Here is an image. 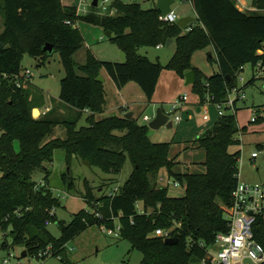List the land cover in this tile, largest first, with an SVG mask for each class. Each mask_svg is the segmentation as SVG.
Listing matches in <instances>:
<instances>
[{
  "label": "trees",
  "instance_id": "trees-1",
  "mask_svg": "<svg viewBox=\"0 0 264 264\" xmlns=\"http://www.w3.org/2000/svg\"><path fill=\"white\" fill-rule=\"evenodd\" d=\"M190 1L196 17L182 29L176 22L162 21L156 6L144 9L136 2L114 0L105 12L97 4L80 13L77 6L64 5L61 0H0L1 247L8 248L9 237L11 244L22 245L25 255L45 258L39 254L50 246L51 256H59L65 244L88 226L115 228L117 219L119 236L142 254L139 264H204L216 234L228 230L227 208L238 182L241 154L229 148L239 144L237 134L245 129L239 127L236 114L219 116L190 141L204 150L202 173L175 170L176 157L169 156L173 141H150L149 127L137 118L111 115L95 119L105 105L103 81L96 79L102 70L118 88L131 81L137 83L147 101L153 97L162 69H172L182 78L193 70L192 90L201 102L206 94L215 102H223L227 91L237 86L245 65L251 67V78L243 87L256 79L264 80V0H252L254 10L241 9L236 0ZM77 20L111 31L108 39L117 43L127 60H100L86 50L84 62L78 65L74 54L84 46V38L74 25ZM168 39L175 41L176 48L166 64L139 52L143 47L165 45ZM47 43L59 53L64 70L59 102L76 109L79 116L84 111L88 114L86 126L76 129L75 121H65L67 136L43 143L58 121L34 118L33 106L41 105L32 101L38 95L30 84L18 88L14 77L25 70L21 65L25 52L39 64L45 62L49 53L43 46ZM207 46L214 48L213 60L218 66L209 76L191 63L193 53ZM259 107L264 113V103ZM257 120L263 121L264 117ZM57 148L64 150L68 164L70 156L76 155L105 173H119L128 156L132 171L122 186L104 197L102 204L94 202L87 190L86 201L92 210H79L69 222L57 221L60 235L55 238L45 222L55 220V213L50 211L60 203L59 197L54 195L48 177L37 186L32 175L47 170L44 164ZM163 168L167 177L184 186L181 196H170L168 186H157ZM63 180L71 188L67 173ZM156 229L168 231L176 241L166 244V237L155 235ZM253 231L254 240L264 245V219L255 222Z\"/></svg>",
  "mask_w": 264,
  "mask_h": 264
},
{
  "label": "rangeland",
  "instance_id": "rangeland-1",
  "mask_svg": "<svg viewBox=\"0 0 264 264\" xmlns=\"http://www.w3.org/2000/svg\"><path fill=\"white\" fill-rule=\"evenodd\" d=\"M64 1L72 3L75 0ZM103 1L99 0V5L107 7L114 0H106L104 3ZM121 1L125 3L136 2L142 8L147 9L153 7L156 0ZM248 3L252 4V0ZM171 9L176 13L178 18L185 17L186 15L192 18L196 17L195 10L189 0H175L171 5ZM102 10L104 11V9ZM2 27V15L0 13V31ZM175 48L176 43L173 41L168 46L161 45L160 48L143 47L139 52L153 61L158 60L161 64H166L170 59L169 57L174 53ZM90 51L100 60L120 62V48L116 42L110 41L104 35V32L92 43ZM197 51H195L196 53L194 52L195 54L193 53L191 63L203 73L209 74L212 69H215V63L213 61L209 62L206 54ZM85 54L86 51L83 48L74 54V60L78 65L84 62ZM21 65L25 70L29 71V88L35 95H38L32 102L36 101L34 104L39 103L41 105L39 108L33 106L32 113L35 114L32 116L34 118H56L58 121L54 125L52 132L44 138L43 143L55 138L64 139L67 136L65 121H75L76 129L87 125L85 113L79 116L76 114V109L57 100L60 91V80L64 76L58 52L53 51L49 54L43 64H39L37 59L25 52L21 57ZM77 72L80 74V71L77 70ZM240 77H242L243 81L237 78V85L243 88L244 97L236 101L237 110L235 114L240 124L239 127H245V129L237 134V138L240 140L239 144L231 146L229 151L240 150L241 152L238 160V179L240 181L251 183L264 182V120H257L259 117H264V115L257 117L256 122L250 121L253 113H260L263 110L259 106L264 103V80L256 79L253 83L246 84L243 87V84L251 78V67L249 65L244 66V69L240 72ZM201 80L204 82V76L201 77ZM107 84L109 86L110 83ZM130 94L139 103L138 105H141V101L137 98L138 95L134 93ZM181 95H186L187 101H184L180 108L171 111L170 104L179 100ZM207 96L206 94L205 97L207 98ZM196 99L201 103L199 94L192 90V84L186 85L185 78H182L174 70L162 69L153 94V100L157 102L144 104L143 108L138 110H135L134 107V111H136L135 115H139L135 118L138 119L139 123L146 124L147 126L149 122L143 121L141 117L147 114L150 120H152L155 117L157 107H161L165 113L169 114L171 121H173L175 115L181 116L182 121L179 124L173 122L170 128L164 125L157 129L149 128L147 132L148 138L152 142L173 141L169 155L170 157H178L175 170L179 168L181 172H186L187 169L190 171L193 169L204 170V166L200 164L204 159V150L196 147V145H192L193 143L189 141H192L206 129L210 128L214 120L219 117L216 106L208 105L207 107H210L208 114L212 119L207 123L209 125L208 128L197 132L198 127L202 124V111H197L195 106L191 104ZM202 103L205 104V101ZM46 107H49L47 112ZM187 108H190V110H187ZM70 109L72 112L69 111ZM128 111H131V109ZM115 113L103 112L102 114H96L95 119L117 115ZM189 114L193 116V119H190L191 116ZM14 144L15 148L18 149V142L15 141ZM253 152L257 154L254 158L251 156ZM69 160L70 163L68 164L65 159L64 150L57 148L54 150L51 160L44 164L47 170L37 171L32 175V180L36 183L48 177L54 195L59 197L60 203L54 208L55 220L50 221L47 225L49 233L55 238L60 235L57 221L69 222L79 210H92L93 207L86 201L87 190L90 191L94 202L102 204L104 197L109 196L115 189L122 186L132 171V163L128 156L119 173H105L95 165L85 164L84 160L76 155H71ZM64 173H67L70 177V182H72L71 188H68L66 182L68 180H63ZM167 175L164 168L160 170L157 186L165 187L166 181L169 178L171 184L167 187L168 194L170 196H181L184 192V186H173L174 179L167 177ZM141 207L142 203H139L138 208L141 209ZM117 223L116 219L115 224ZM104 228H102V225L97 224L88 226L79 235L74 236L65 244L64 250L59 253V256L53 255L46 256L45 258L31 255L21 256L22 245L11 244V238L9 237L7 238L9 243L8 248L1 247L3 238H1L0 232V261L2 258L8 256V253H11L14 256L12 262L17 261L20 264H139L142 257L141 252L137 248H132L131 243L127 239L121 238L118 231L108 235L106 233L107 227L104 226Z\"/></svg>",
  "mask_w": 264,
  "mask_h": 264
},
{
  "label": "built area",
  "instance_id": "built-area-1",
  "mask_svg": "<svg viewBox=\"0 0 264 264\" xmlns=\"http://www.w3.org/2000/svg\"><path fill=\"white\" fill-rule=\"evenodd\" d=\"M106 0L103 1V3ZM191 3V1L189 0ZM240 8L243 10H254L251 2L248 0H236ZM92 0H80L77 11L80 13L87 12ZM98 6L101 8V12L106 11L107 7L100 6L98 0ZM104 9V11L102 10ZM159 18L167 23H173L177 21L178 16L171 9L167 14H160ZM190 30L187 28L186 31ZM161 46V45H158ZM6 77V74H3ZM239 80L243 81L240 74L237 77ZM15 84L18 88H26L30 84V74L28 70H24L19 76L14 77ZM243 88L238 85L229 89L226 94V98L223 102H215L213 96L208 95L205 104H211L216 106L219 116L225 113H235L236 112V101L238 99H243ZM187 100L186 95L179 97V100L171 103V111L180 108L184 101ZM46 112L49 107L45 108ZM264 115L261 110L260 113H253L250 121L256 122L257 117ZM143 120L149 122V116H143ZM181 121L180 115H175L173 117V122L178 123ZM256 153L253 152L251 156L256 157ZM171 181L167 179L166 186L170 185ZM42 185V181L37 183V186ZM173 186L180 185L177 181H173ZM117 189L114 190V192ZM113 193V192H112ZM110 193V194H112ZM17 211V210H16ZM15 211V212H16ZM54 212V209L50 213ZM227 219H228V230L226 232H219L216 234L214 243L208 248L204 264H264V245L257 243L253 236V226L255 222L262 218L264 219V182H238L232 191V202L227 208ZM49 222L46 221L45 224ZM104 228V225H102ZM105 229V228H104ZM119 230V224L115 228H107L106 233L108 235L113 234L115 231ZM168 231H163L161 229L155 230V235L169 237ZM50 250V253H49ZM39 256H51V247L48 246L45 251L39 254ZM14 256L8 253V256L2 258L0 264H20L19 262H12Z\"/></svg>",
  "mask_w": 264,
  "mask_h": 264
},
{
  "label": "crops",
  "instance_id": "crops-1",
  "mask_svg": "<svg viewBox=\"0 0 264 264\" xmlns=\"http://www.w3.org/2000/svg\"><path fill=\"white\" fill-rule=\"evenodd\" d=\"M61 2L64 5H72V6H77L78 7L80 0H75L72 3L65 2L64 0H61ZM191 5H192V3H191ZM154 6H156V1H155ZM188 17H191V16H188ZM74 25L82 33V36L84 38V46L82 48L85 49V51L86 50H90L92 43L95 40H97L98 37H100L103 34V32H105L101 26L95 25V24H92V23H89V22H86V21H82V20H77ZM2 29H3V27H2ZM172 42H173V40H171V43ZM156 47L157 48H160V46H158V45ZM200 51L202 53L206 54V56L208 57L207 60L209 62H212L213 61L215 63V69H212V71L209 74H205L198 67H196L193 64L192 65L195 68H197L200 72H202V74H204L205 76H209L213 72H215V71L218 70V66H217L216 62L213 60L214 57H215L214 48L212 46H207L206 48H204V49H202ZM200 51H197V52H200ZM169 58H171V57H169ZM243 69H244V67H243ZM100 75L103 77V85H104V90H105V105H104V109H103V112L104 113H106V112H114L115 113L116 112L115 114H117V116H124V114H126L128 112H131L132 113V117L131 118H135V117H138L139 115L138 116L135 115L136 111H134V107H135V110H138V109H142L144 104L157 102V101L153 100V97H152L151 101H147V99H146L143 91L141 90V88L139 87V85L137 83H135V82H132V81L131 82H128L124 86L118 88L113 83V81L108 77V75L106 74L105 71L102 70L101 73H100ZM108 79H110V80H108ZM107 81H111V82H107ZM106 82L107 83H110L109 86H108V84ZM130 93H134V94H137L138 95L137 98H138L139 101H141V105H138L139 103H137L134 100V98L131 97L132 94H130ZM142 95H144V96H142ZM57 100L59 101V97H58ZM57 100H56V102H57ZM191 104H193V106H195V108L197 109V111H202V113H201V122H202V124L198 127V131L197 132H199L201 130L204 131V128H208V126H209L207 123L212 119V117L208 114L210 107L209 108L207 107L208 105H211V104H204L202 102L199 103L197 101V99L193 103L191 102ZM204 105H205V107H204ZM129 109H131V111H128ZM187 110H190V108H187ZM69 111L72 112L71 109ZM83 113L88 114L87 111H84ZM102 113H100V114H102ZM145 115H147V114H144L143 116H145ZM143 116L141 117L142 120H143ZM189 116H191L190 119H193V116L192 115L189 114ZM100 118H102V117H100ZM100 118H98V119H100ZM181 121H182V119H181ZM181 121H179L177 124H179ZM237 123H238V120H237ZM238 125H240V124L238 123ZM175 160H176V162H178V157H176ZM203 161H204V159L201 161L200 164L203 165ZM177 170H179V168ZM204 171H205V167H204V170L203 171L194 170V169L192 171H190L189 169H187L186 172H201L202 173ZM116 225H118V223Z\"/></svg>",
  "mask_w": 264,
  "mask_h": 264
},
{
  "label": "water",
  "instance_id": "water-1",
  "mask_svg": "<svg viewBox=\"0 0 264 264\" xmlns=\"http://www.w3.org/2000/svg\"><path fill=\"white\" fill-rule=\"evenodd\" d=\"M175 2V0H156V8L159 10L160 14L164 15L167 14L170 10H171V5ZM98 3V0H92L91 5L96 6ZM194 20V18L192 17H181L178 18L176 21V24L184 29L186 27V25L189 22H192ZM105 36L108 38L111 36V31H105L104 32ZM171 43V39H168L166 42V46H168ZM43 50L47 51L49 54H51L53 52V46L51 44H45L43 46ZM127 60L126 58V54L125 52H123L122 50L120 51V62H125ZM184 78H185V84H193L195 82V72L193 70H188L187 72H185L184 74ZM98 81H103V77L101 75H99L96 78ZM124 118H131L132 117V113L128 112L126 114H124L123 116ZM167 126L168 128H170L172 126V121L170 120V115L165 113L161 107H157L156 109V114L155 117L149 121L148 123V127L149 128H153V129H157L161 126ZM85 164L90 165V163L87 160H84ZM176 241L175 237H167L164 239V242L166 244H173ZM25 251H22L21 256H25Z\"/></svg>",
  "mask_w": 264,
  "mask_h": 264
}]
</instances>
